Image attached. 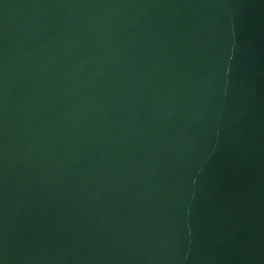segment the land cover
<instances>
[{
    "label": "water",
    "instance_id": "water-1",
    "mask_svg": "<svg viewBox=\"0 0 264 264\" xmlns=\"http://www.w3.org/2000/svg\"><path fill=\"white\" fill-rule=\"evenodd\" d=\"M0 264H264V0H0Z\"/></svg>",
    "mask_w": 264,
    "mask_h": 264
}]
</instances>
